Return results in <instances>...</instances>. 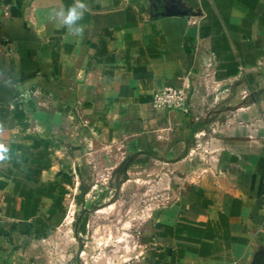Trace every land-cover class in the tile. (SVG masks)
Here are the masks:
<instances>
[{"label": "crops", "instance_id": "0c3cea01", "mask_svg": "<svg viewBox=\"0 0 264 264\" xmlns=\"http://www.w3.org/2000/svg\"><path fill=\"white\" fill-rule=\"evenodd\" d=\"M76 2L0 0V264H40L87 167L127 156L180 171L151 264H264V0H83L82 31Z\"/></svg>", "mask_w": 264, "mask_h": 264}, {"label": "rangeland", "instance_id": "374dc122", "mask_svg": "<svg viewBox=\"0 0 264 264\" xmlns=\"http://www.w3.org/2000/svg\"><path fill=\"white\" fill-rule=\"evenodd\" d=\"M116 160L87 167L80 221L61 222L38 247L40 264H151L159 223L172 221L180 206V171L151 162L129 166V156Z\"/></svg>", "mask_w": 264, "mask_h": 264}, {"label": "built area", "instance_id": "2783aa9c", "mask_svg": "<svg viewBox=\"0 0 264 264\" xmlns=\"http://www.w3.org/2000/svg\"><path fill=\"white\" fill-rule=\"evenodd\" d=\"M152 104L156 108L166 111H186V95L178 87L173 85L165 86L163 89L154 92Z\"/></svg>", "mask_w": 264, "mask_h": 264}, {"label": "clouds", "instance_id": "9594fccd", "mask_svg": "<svg viewBox=\"0 0 264 264\" xmlns=\"http://www.w3.org/2000/svg\"><path fill=\"white\" fill-rule=\"evenodd\" d=\"M86 4L83 0H77V2L69 6L66 10L60 9L56 12V15L62 17V23L67 25H76L77 31H82V26L77 22L83 17Z\"/></svg>", "mask_w": 264, "mask_h": 264}, {"label": "trees", "instance_id": "16d2710c", "mask_svg": "<svg viewBox=\"0 0 264 264\" xmlns=\"http://www.w3.org/2000/svg\"><path fill=\"white\" fill-rule=\"evenodd\" d=\"M81 193L82 194L85 193V190L83 189V187L81 188Z\"/></svg>", "mask_w": 264, "mask_h": 264}]
</instances>
